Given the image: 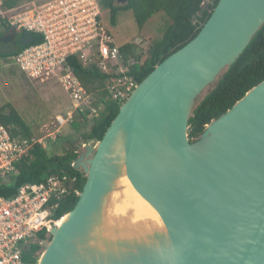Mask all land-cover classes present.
<instances>
[{
  "label": "water",
  "instance_id": "water-1",
  "mask_svg": "<svg viewBox=\"0 0 264 264\" xmlns=\"http://www.w3.org/2000/svg\"><path fill=\"white\" fill-rule=\"evenodd\" d=\"M263 24L264 0H219L196 37L137 84L102 138L82 144L72 163L85 179L82 190L66 221L48 228L34 264H264V80L188 138L203 94ZM34 41L24 32L16 44ZM120 135L125 176L166 237L133 249L102 238L93 248V223H102L115 174L105 159Z\"/></svg>",
  "mask_w": 264,
  "mask_h": 264
},
{
  "label": "built area",
  "instance_id": "built-area-1",
  "mask_svg": "<svg viewBox=\"0 0 264 264\" xmlns=\"http://www.w3.org/2000/svg\"><path fill=\"white\" fill-rule=\"evenodd\" d=\"M101 14L98 0H0V37L14 33L20 38L28 32L41 38L40 43L34 41L21 48L7 63L28 81L56 83L70 98L72 110L55 119L58 128L72 124L75 117L93 123L103 104L111 101L120 105L138 84L128 74L136 61L124 63ZM77 62L85 70L108 77L104 98L93 97L81 85L74 73ZM35 146L42 147V140L13 137L0 125L1 182L7 183L17 174L22 158ZM71 191L70 177L51 176L44 183L20 187L10 199L0 198V264H26L24 246L40 232L48 234V228L60 220L55 216L56 208Z\"/></svg>",
  "mask_w": 264,
  "mask_h": 264
},
{
  "label": "trees",
  "instance_id": "trees-1",
  "mask_svg": "<svg viewBox=\"0 0 264 264\" xmlns=\"http://www.w3.org/2000/svg\"><path fill=\"white\" fill-rule=\"evenodd\" d=\"M102 11L109 14V24L115 25V16L120 11H131L137 27L141 30L152 16L163 13L169 21V26L159 42H152L146 51V59L142 62V51L135 44L127 43L120 47L124 63L134 59L136 64L128 68L129 76L139 84L161 62L175 53L196 37L206 23L219 0H127L120 6L116 0H98ZM19 36V35H18ZM14 33L10 38L15 45L7 50H0V60L9 62L21 48L16 44ZM35 43L41 38L34 34ZM74 73L81 85L93 97L106 96L105 84L107 76L95 71L85 70L80 63H75ZM264 80V24L251 39L239 58L223 70L216 81L203 94L202 101L193 111L189 119L188 138L192 142L203 132L205 126L224 114L239 101L252 87ZM95 105L99 103L95 101ZM118 104L107 102L103 104L99 117L88 127L83 136L84 143L89 140L99 141L118 113ZM78 121V120H77ZM0 125L4 126L13 137L31 139L30 129L12 107L0 108ZM70 126L77 131L79 124L74 121ZM78 148L66 151L62 157L50 156L46 149L35 146L23 158L17 167V174L11 176L7 183L0 181V198L10 199L17 190L25 185L44 183L51 176L66 175L73 180V190L80 192L85 181L83 174L72 168V163L78 158ZM74 191L58 203L55 211L57 219L70 212L78 198ZM46 238V232L37 234L36 239Z\"/></svg>",
  "mask_w": 264,
  "mask_h": 264
},
{
  "label": "rangeland",
  "instance_id": "rangeland-1",
  "mask_svg": "<svg viewBox=\"0 0 264 264\" xmlns=\"http://www.w3.org/2000/svg\"><path fill=\"white\" fill-rule=\"evenodd\" d=\"M208 2L206 0L204 5ZM101 21L113 36L116 45L120 46L128 41L135 44L142 51V62L146 59L148 46L152 42H159L169 26L163 13L152 16L141 30L137 27L131 11L118 12L114 26L109 24L108 12L102 11ZM68 103V95L56 83L28 81L16 67L0 60V108L12 107L30 129L32 138L42 140V148L50 156L62 157L72 148H78V152H82L83 136L92 123L81 122L75 117L74 121L79 124L77 131L70 124L58 128L55 119L59 116L65 117L66 111H63Z\"/></svg>",
  "mask_w": 264,
  "mask_h": 264
},
{
  "label": "bare ground",
  "instance_id": "bare-ground-1",
  "mask_svg": "<svg viewBox=\"0 0 264 264\" xmlns=\"http://www.w3.org/2000/svg\"><path fill=\"white\" fill-rule=\"evenodd\" d=\"M122 144L120 135L105 159V167L110 166L115 174L111 176L102 198L103 205L101 204L99 211L102 223L98 224V219L93 223L89 239L93 248L100 244L102 238L114 244L127 242L130 249H133L136 243L152 240L158 233H161L163 238L166 237L163 224L155 210L135 193L125 176ZM65 221L66 217L58 220V226Z\"/></svg>",
  "mask_w": 264,
  "mask_h": 264
},
{
  "label": "flooded vegetation",
  "instance_id": "flooded-vegetation-1",
  "mask_svg": "<svg viewBox=\"0 0 264 264\" xmlns=\"http://www.w3.org/2000/svg\"><path fill=\"white\" fill-rule=\"evenodd\" d=\"M15 45V41L7 36L0 37V50H7ZM80 151L78 152V156L80 155ZM50 236L46 234V238L43 240L34 239L28 244H26L23 248V258L26 264H34V258L39 256L42 252V248L40 244L43 241H49Z\"/></svg>",
  "mask_w": 264,
  "mask_h": 264
},
{
  "label": "crops",
  "instance_id": "crops-1",
  "mask_svg": "<svg viewBox=\"0 0 264 264\" xmlns=\"http://www.w3.org/2000/svg\"><path fill=\"white\" fill-rule=\"evenodd\" d=\"M127 43H130L129 41L127 42ZM127 43H125V44H127ZM125 44H123V45H120L119 47H123ZM118 46V45H117ZM68 98H69V96H68ZM69 104V105H68ZM67 104V107L66 108H64V111L63 112H65V114H67L68 112H70L71 110H72V105H71V101H70V98H69V103ZM59 117H62V116H59ZM84 143V142H83Z\"/></svg>",
  "mask_w": 264,
  "mask_h": 264
}]
</instances>
